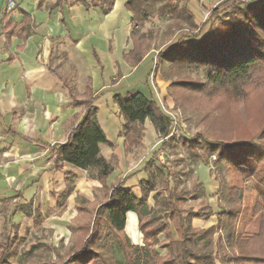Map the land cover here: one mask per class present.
Here are the masks:
<instances>
[{"label":"trees","instance_id":"1","mask_svg":"<svg viewBox=\"0 0 264 264\" xmlns=\"http://www.w3.org/2000/svg\"><path fill=\"white\" fill-rule=\"evenodd\" d=\"M59 1L69 5L81 4L86 9L99 7L104 15L111 11L115 0ZM157 3L160 6H156ZM125 8L131 15L129 35L132 47L122 58L132 67H136L145 57V52H140L137 46L139 22L150 17L156 8L161 16L168 14L173 20L185 23L190 30L197 27L192 11L185 5L179 6L174 0H126ZM211 17L219 20L213 30L209 28L199 38L198 34L191 33L175 37L160 51L159 58L162 63L180 68L179 71L182 67L199 68L203 73L201 78L179 80V85L173 81L169 88L179 86L194 91L217 89L237 100L247 94L246 86L253 74L264 70V2L227 0L212 11ZM0 26L8 38L17 30L23 34L29 27V16L22 13V20L16 22L4 11ZM130 91L113 95L117 112L123 119L120 133L126 152L140 143L146 120L163 138L170 135L173 126L172 118L152 96H146L141 90ZM69 92L72 104L81 107L83 113L71 128L67 140L54 146L53 162L58 167L68 164L85 170L89 178L101 183L104 200L97 204L87 222L70 227L78 238L62 264H264V223L259 236L253 239L255 241L251 249L247 245L242 249L244 245L234 231L235 223L241 217L250 219L258 215L264 221V126L248 137L221 138L211 142H196L191 137L182 139L188 156L199 160L200 155H196L193 149L200 148L204 153L201 155V163L208 164L207 157L213 155L215 161L223 163L226 169L235 171L241 178L251 179L252 188L257 192L258 197L253 203L235 205V202L242 201L241 198L237 200L239 186L233 183L229 186L233 193L229 192V204L222 208L220 215L227 219V245L233 248V253L224 259L226 255L214 248L217 242L221 243V239L218 237L214 240L213 226L201 229L193 227V219L201 218L203 212H199L196 206L180 208L182 201L176 199L178 194L171 191L165 163L148 172L151 163H145L141 169L146 177L139 179L136 187L127 185L128 176L107 184L115 162L113 157L107 159L100 151L101 145L110 146L112 143L98 122L96 96L89 95L80 99L71 90ZM163 143L165 141L160 148H164ZM161 184L164 186L160 187ZM197 187H202V184L197 183ZM151 192H154L152 207L148 202ZM186 195L192 193L187 192ZM184 197L181 196V199ZM81 200L86 201L84 198ZM24 208L29 215L30 206ZM205 208L203 206L199 209L204 211ZM128 212L137 216L140 244L133 243L125 232ZM160 235L163 240L159 239ZM12 242L10 235L2 242L0 240V264H9L8 250ZM162 248L165 249L164 254L160 252ZM220 258L223 261H219ZM26 264L34 263L27 261Z\"/></svg>","mask_w":264,"mask_h":264},{"label":"rangeland","instance_id":"2","mask_svg":"<svg viewBox=\"0 0 264 264\" xmlns=\"http://www.w3.org/2000/svg\"><path fill=\"white\" fill-rule=\"evenodd\" d=\"M174 1L178 2L179 6L185 5L192 11L195 22L197 23L196 29L190 30V27L185 23L173 20L168 14L161 16L158 13L160 11L156 8V12L153 11L150 17L139 22V31L136 34L139 40L137 41V46L140 52H145L144 55L147 57L143 59L131 75L126 76L122 74L123 70H127V68L123 63V58L121 59V53L127 52L132 47V41L129 35V27L124 30L125 18L122 10L128 11L120 5V0H118V5L115 7L113 13L104 17L105 20L109 21L108 25L116 28L119 34L124 30L123 39L119 48V61H115L119 62L118 64L120 66L117 63L115 65L113 64L110 52L106 50L105 44L107 39H104V44L103 37L93 39L89 35V41L84 43V47H91L90 45H93L94 54L91 53L92 58L87 59L85 55L81 57L80 53L76 52L73 54L77 57L76 63H70L72 61L68 63L65 60L63 64L65 68L68 64L71 65L68 69L70 71L68 76H70V81L74 84V90L78 94L81 92L82 86H85V73L87 72L93 73L96 82L98 77L99 80L101 78L102 83L108 85L109 88L104 89L101 94L96 96L95 104L99 105L100 111L105 112L106 124L104 125L112 140L117 138V135L122 130L123 124L122 117L118 113L110 112V108L105 102L109 95L111 96L114 93H123L126 90H131L130 92H132L134 87H137L146 96H152L158 105H160V108L172 118L173 126L171 133L166 138L156 133L149 120L144 122V132L140 143L131 148L129 152L125 151L126 155L132 160L128 166L130 168L125 172L123 170H117V177L114 182L122 179L124 175L128 176L127 185L136 187L138 180L146 177L145 172L141 169L145 163H151L147 172L152 168L151 171H154L155 167H160L165 163L167 172H169L168 181L171 191L173 190L174 193H177L178 196L175 198L182 201L181 205H179L180 208H194L196 206L199 212H203L201 218L193 219V227L201 229L213 226L215 232L213 235L214 240H217L218 237L221 239V243L217 242L214 248L219 249L222 254H225L226 257L224 259H227L232 255L233 248L227 245L226 234H229V229L226 225L227 219L220 215V213L223 211L222 208H226L229 204V192L231 194L233 193L229 186L232 183L239 186L236 192L237 200L241 198L242 201L241 203L235 202V205L253 203L258 197L257 192L252 188L253 182L251 179L241 178V175L235 171L226 169L223 163L221 164L215 161L213 155L207 157L208 164L201 163V155H204V153L200 148L193 149L196 155H200L199 160L197 159L198 161L188 156L182 139L184 137H191L195 138L196 142H205V140L211 142L212 140L221 138L234 139L252 136L262 129L264 126V70H259L253 74L252 79L246 86L247 94L239 97L237 100L227 97L223 91L217 89L194 91L190 88L184 89L179 86L169 88L173 81H176V85H179V80L201 78L203 73L199 68L182 67V70L179 71L180 68H176L174 65L162 63L159 58L160 51L165 49L167 44L177 36L191 33L198 34L199 38L209 28L213 30L219 20L218 18L211 17V13L227 0ZM260 2L263 3L264 0H260ZM5 4L6 0L0 1L1 8ZM156 6H160L159 3ZM72 7H74L73 10L62 11L59 21L62 25L68 21L69 29L74 31L77 36L85 28H82V25H80L82 24V16H85L83 23L85 25L86 21L93 24L100 15L93 10L85 12L81 4ZM70 15H72L71 19ZM58 27L62 28L61 25H58ZM90 27L92 28V26ZM90 63L92 64V69H90ZM75 66L76 69L73 73L72 69ZM128 66L132 67L130 64ZM96 72L100 74V78L98 74L96 75ZM166 77H169V79L165 80ZM114 83H116V87L112 88V84ZM163 141H165L163 143L164 148H160ZM122 166L121 169H125ZM115 174L116 172L113 173L111 180ZM60 179L67 182L65 184L66 190L73 189L72 186L76 183V180L63 178L61 175ZM199 182L202 184V187H197V183ZM163 186L164 184L160 185V187ZM11 188L8 181L0 180V193L5 196H13L18 193L17 191L11 190ZM89 189L88 187L86 194L92 196L93 200L88 201L85 199L86 201H82L78 195L75 203L82 210L79 209L76 213L73 212V214L69 215V218L61 217L54 220H47L42 214L38 217L39 214L34 211L37 207L31 209L29 218H23L19 213L13 218H10L15 228H10L11 233L9 235L12 237L13 242L8 250V263L26 264L27 261H30V263L34 264H62L67 259L71 252L70 249L74 246L78 238L77 233L71 230L70 227H74L80 222H87L91 218L97 204L104 200L101 189L93 187L91 193ZM63 191L65 190H62L60 195H63ZM187 192L192 193V195L187 196ZM153 194L154 192H151L148 197L150 207L154 206ZM184 195L186 197L181 199V196ZM61 197L59 201L63 204L65 197ZM11 203L7 204L9 209L12 207ZM203 206L206 207L204 211L203 209H199ZM245 211L244 209L243 212ZM246 215L250 218L248 213ZM2 220L0 219L1 242L6 239V232L9 230H6L5 225L3 226L1 224ZM4 221L6 222V218H4ZM263 223V219L258 215L250 219L241 217L238 222L236 221L234 231L239 236L238 240L244 245L242 249L246 245L250 246V249L252 248L255 241L253 239L259 236L258 234H260ZM136 226V220L133 217L126 219V234L131 238L133 243L140 244L141 234L136 229ZM159 239L163 240L164 238L160 235ZM217 245L218 247H216ZM160 252L164 254L165 249H160ZM219 261L223 260L220 258ZM217 263L222 264V262ZM120 264L123 263L121 262Z\"/></svg>","mask_w":264,"mask_h":264},{"label":"crops","instance_id":"3","mask_svg":"<svg viewBox=\"0 0 264 264\" xmlns=\"http://www.w3.org/2000/svg\"><path fill=\"white\" fill-rule=\"evenodd\" d=\"M13 1L16 2V6L12 8H7L6 4L3 8L0 7V20L4 11H7L10 18L16 22L22 20L24 13L29 16V27L23 34L17 30L8 38L2 33L0 26V180L8 181L11 190L18 192L13 196L0 193V219H3L1 224L5 225L6 230L9 229L6 235L11 233L10 228H15L10 218L18 213L23 218H29L31 209L37 207L34 211L39 216L34 214L38 217L42 214L47 220L69 218L70 214L76 213L80 208L75 203L78 195L80 199L83 197L92 201V196L86 194L87 188H90V193L93 187L100 189L101 183L88 178L85 170L68 164L58 167L53 162L54 146L67 140L71 128L83 113L81 107L72 104L69 91L71 90L81 99L89 95L97 96L104 89L109 88L101 82L98 72L96 75H99L100 80L97 77V82L93 73L87 72L85 86H82L79 94L76 93L74 84L68 76L71 65L68 64L65 68L63 61L76 63L77 57L73 55L76 52H79L81 57L85 55L87 59L92 58L93 45L84 47V43L89 41V35L93 39L103 37L104 44V39H107L106 50L110 52L113 64H118L119 62L115 61H119V48L124 30L129 27L130 32L131 18L130 13L121 8L125 18V28L119 34L117 29L109 26V21L104 18L113 13L118 0L114 1L111 11L105 15L101 14L99 7L90 9L83 7L85 12L93 10L100 16L93 24L86 21L85 25L83 24L85 16H82L80 25L85 28L76 36L74 31L69 29L68 21L62 25L59 17L62 11L73 10L72 6L78 4L69 5L63 1L58 3V0ZM125 1L120 0V5L125 7ZM71 17L72 15L70 19ZM89 24L95 28L92 29ZM123 54L124 52L121 53V59ZM123 63L127 70L122 68V74L126 76L131 75L140 64L131 67L124 60ZM89 66L92 69L91 63ZM75 69L76 66L72 69L73 73ZM112 85V88L116 87V83ZM134 89L140 90L137 87ZM114 94L109 95L105 102L110 112L117 114V106L113 101ZM97 107L98 122L107 139L112 143L110 146L101 145L100 151L107 159L113 157L116 166L107 179L109 185L116 179L117 170L124 172L129 170L128 166L132 160L126 155L120 132L117 138L112 140L104 125L105 112L100 111L99 105ZM121 163L125 169H121ZM60 175L63 178L76 180L73 189L66 190L67 182L62 181ZM62 190L65 191L60 195ZM60 196L65 197L63 204L59 201ZM8 203H11V209L8 208ZM26 205L30 206L29 215L24 211ZM129 217H133L137 224L135 213L128 212L126 219Z\"/></svg>","mask_w":264,"mask_h":264},{"label":"built area","instance_id":"4","mask_svg":"<svg viewBox=\"0 0 264 264\" xmlns=\"http://www.w3.org/2000/svg\"><path fill=\"white\" fill-rule=\"evenodd\" d=\"M13 6H15V2L13 0H6L7 8H12Z\"/></svg>","mask_w":264,"mask_h":264}]
</instances>
